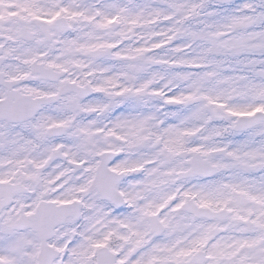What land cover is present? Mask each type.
Listing matches in <instances>:
<instances>
[{"label":"snow or ice","instance_id":"snow-or-ice-1","mask_svg":"<svg viewBox=\"0 0 264 264\" xmlns=\"http://www.w3.org/2000/svg\"><path fill=\"white\" fill-rule=\"evenodd\" d=\"M0 264H264V0H0Z\"/></svg>","mask_w":264,"mask_h":264}]
</instances>
